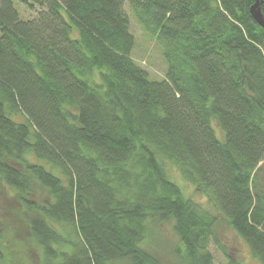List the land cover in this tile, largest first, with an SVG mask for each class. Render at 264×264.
Here are the masks:
<instances>
[{
	"label": "trees",
	"instance_id": "trees-1",
	"mask_svg": "<svg viewBox=\"0 0 264 264\" xmlns=\"http://www.w3.org/2000/svg\"><path fill=\"white\" fill-rule=\"evenodd\" d=\"M14 1L44 9L25 21ZM255 2L0 0V181L44 264H213L221 222L264 264ZM127 4L168 63L163 81L132 57ZM165 161L212 210L184 195ZM170 223L171 262L156 247ZM10 230L0 221V264H23Z\"/></svg>",
	"mask_w": 264,
	"mask_h": 264
},
{
	"label": "rangeland",
	"instance_id": "rangeland-1",
	"mask_svg": "<svg viewBox=\"0 0 264 264\" xmlns=\"http://www.w3.org/2000/svg\"><path fill=\"white\" fill-rule=\"evenodd\" d=\"M14 8L19 13L22 20L28 21L36 19L43 7L36 6L35 9L20 3L13 2ZM130 18V31L135 37V46L132 51V57L147 73L149 78L153 81H163L166 79L168 71V63L162 55V51L157 42L149 37L144 31L136 17L132 13L129 5L125 7ZM67 21L73 26V37L79 36L78 28L67 18ZM17 120L23 121L24 118L19 115ZM218 130V129H217ZM219 135L222 136L220 130ZM166 162V168L170 178L173 182L180 186L184 195L199 202L204 208L212 210L207 199L198 195L192 185L187 183L181 176L180 171L172 163ZM16 192L0 181V221L6 231L15 232L14 243H16V250L19 252L18 259L23 264H44L41 252L33 243L29 236L26 224L24 222L25 215L19 217L21 207L15 201ZM172 223L166 224L159 228L161 239L157 240V253L160 257L171 262L174 258V250L179 245V238L173 230ZM219 240L220 247L211 244L209 251L211 252L214 263L213 264H229V258L240 264H259L251 254L250 248L241 239L237 233L231 229L226 222H221L219 226ZM30 241V242H29ZM229 256H225L226 254Z\"/></svg>",
	"mask_w": 264,
	"mask_h": 264
},
{
	"label": "water",
	"instance_id": "water-1",
	"mask_svg": "<svg viewBox=\"0 0 264 264\" xmlns=\"http://www.w3.org/2000/svg\"><path fill=\"white\" fill-rule=\"evenodd\" d=\"M263 4L264 0H256L254 5L250 9V12L256 23L264 29V13L262 11Z\"/></svg>",
	"mask_w": 264,
	"mask_h": 264
}]
</instances>
